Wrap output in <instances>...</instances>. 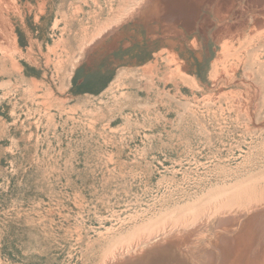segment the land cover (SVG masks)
<instances>
[{
	"label": "rangeland",
	"instance_id": "1",
	"mask_svg": "<svg viewBox=\"0 0 264 264\" xmlns=\"http://www.w3.org/2000/svg\"><path fill=\"white\" fill-rule=\"evenodd\" d=\"M217 1L0 0V264L264 186V4Z\"/></svg>",
	"mask_w": 264,
	"mask_h": 264
},
{
	"label": "bare ground",
	"instance_id": "2",
	"mask_svg": "<svg viewBox=\"0 0 264 264\" xmlns=\"http://www.w3.org/2000/svg\"><path fill=\"white\" fill-rule=\"evenodd\" d=\"M154 2L141 0L139 7L151 8ZM217 2L218 11L236 4L235 0ZM246 2L264 4V0ZM201 245L204 253L198 261L191 254ZM156 260L176 264H264V186L238 185L144 224L112 244L99 264H152Z\"/></svg>",
	"mask_w": 264,
	"mask_h": 264
}]
</instances>
